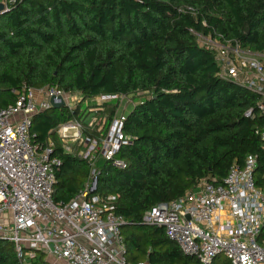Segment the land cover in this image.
<instances>
[{
  "label": "trees",
  "instance_id": "1",
  "mask_svg": "<svg viewBox=\"0 0 264 264\" xmlns=\"http://www.w3.org/2000/svg\"><path fill=\"white\" fill-rule=\"evenodd\" d=\"M198 36L264 52V0H24L0 17V110L15 104L24 87H58L84 101L143 96L125 125L134 144L117 156L127 167L101 162L96 191L117 197L116 214L128 221L122 234L131 263L201 264L165 229L143 222L159 203L183 197L205 179L223 183L249 156L264 188L259 97L221 79L214 52ZM252 108L255 117H246ZM85 114L62 106L33 117L34 142L51 138L62 160L54 193L59 203L84 188L91 168L62 152L55 131ZM45 259L38 251L34 264H51ZM0 264H21L14 243L0 239ZM212 264L232 263L220 255Z\"/></svg>",
  "mask_w": 264,
  "mask_h": 264
},
{
  "label": "built area",
  "instance_id": "2",
  "mask_svg": "<svg viewBox=\"0 0 264 264\" xmlns=\"http://www.w3.org/2000/svg\"><path fill=\"white\" fill-rule=\"evenodd\" d=\"M23 1L0 0V17ZM201 37L214 43L203 47L214 52L218 76L259 97L256 110L262 122L256 132L264 139V52ZM78 95L58 87H24L15 104L0 110V239L15 244L21 264H34L38 251L56 264H149L127 260L122 228L128 221L116 214L117 197L96 193L101 162L120 170L127 167L117 156L123 147L134 144L125 132L128 113L117 109L105 123L106 119L98 122L103 108L97 109L91 111L90 129L84 126L88 113L56 129L62 152L87 161L91 172L70 202L54 199L62 160L55 155L51 138L34 142L32 121L52 108L53 98L75 110ZM131 97L106 94L95 100L109 106ZM256 110L249 109L246 117L254 118ZM256 167V158L249 156L243 166L231 167L223 183L205 179L183 197L146 211L143 222L165 229L184 255L201 264H212L220 255L232 264H264V188L256 184Z\"/></svg>",
  "mask_w": 264,
  "mask_h": 264
},
{
  "label": "rangeland",
  "instance_id": "3",
  "mask_svg": "<svg viewBox=\"0 0 264 264\" xmlns=\"http://www.w3.org/2000/svg\"><path fill=\"white\" fill-rule=\"evenodd\" d=\"M198 42L201 46H206V47H210L212 46L214 43L210 40L204 39L201 36H198ZM79 94V93H78ZM143 99V96H134L129 98V100H122L120 101L118 104H113V105H98V102L95 99H88V100H83V96L81 94H79L77 96V100L80 103H77L74 107H76L77 109H80V112H83L84 110L86 111L87 116L84 119V126L86 127V129H90L89 125L91 124V118L93 116V114L91 113V111L97 110V109H102L105 108V112L101 114V118L98 119V122H102L104 121V119H106L105 123L107 122L108 117H110V110L113 109V107H115V109H118V112L121 113H128L131 112L135 106L141 102ZM78 104H81L82 107H77ZM90 112V114H89ZM98 129V127H97ZM46 261H48L51 264H56L55 261L53 259H51L50 257L46 256Z\"/></svg>",
  "mask_w": 264,
  "mask_h": 264
},
{
  "label": "water",
  "instance_id": "4",
  "mask_svg": "<svg viewBox=\"0 0 264 264\" xmlns=\"http://www.w3.org/2000/svg\"><path fill=\"white\" fill-rule=\"evenodd\" d=\"M2 9V6H0V10ZM51 104H52V108H55V109H59L61 108L62 106H64V101L60 98V99H51ZM95 193V191H93Z\"/></svg>",
  "mask_w": 264,
  "mask_h": 264
}]
</instances>
